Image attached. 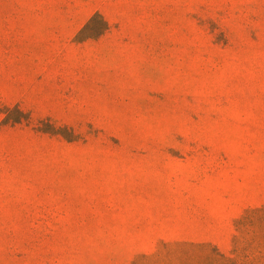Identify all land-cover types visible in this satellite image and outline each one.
Here are the masks:
<instances>
[{"label":"rangeland","instance_id":"rangeland-1","mask_svg":"<svg viewBox=\"0 0 264 264\" xmlns=\"http://www.w3.org/2000/svg\"><path fill=\"white\" fill-rule=\"evenodd\" d=\"M0 264H264V0H0Z\"/></svg>","mask_w":264,"mask_h":264}]
</instances>
